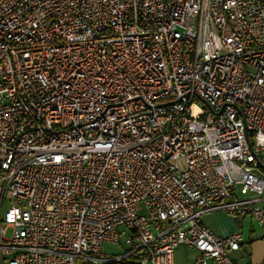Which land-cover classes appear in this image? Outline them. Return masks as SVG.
<instances>
[{"label": "built area", "instance_id": "1", "mask_svg": "<svg viewBox=\"0 0 264 264\" xmlns=\"http://www.w3.org/2000/svg\"><path fill=\"white\" fill-rule=\"evenodd\" d=\"M263 166L264 0H0V264H242Z\"/></svg>", "mask_w": 264, "mask_h": 264}, {"label": "crops", "instance_id": "2", "mask_svg": "<svg viewBox=\"0 0 264 264\" xmlns=\"http://www.w3.org/2000/svg\"><path fill=\"white\" fill-rule=\"evenodd\" d=\"M204 223L221 236L242 232L245 240L232 257L242 264H264V228L257 227L251 218L238 221L225 212H213L204 217ZM198 256L196 249L181 244L175 251V264H196Z\"/></svg>", "mask_w": 264, "mask_h": 264}, {"label": "rangeland", "instance_id": "3", "mask_svg": "<svg viewBox=\"0 0 264 264\" xmlns=\"http://www.w3.org/2000/svg\"><path fill=\"white\" fill-rule=\"evenodd\" d=\"M199 103L201 105H203V102L199 101ZM9 234H10V232H9ZM119 249H120V246L110 245V244L105 245V250L110 252V253H117L119 251Z\"/></svg>", "mask_w": 264, "mask_h": 264}, {"label": "water", "instance_id": "4", "mask_svg": "<svg viewBox=\"0 0 264 264\" xmlns=\"http://www.w3.org/2000/svg\"><path fill=\"white\" fill-rule=\"evenodd\" d=\"M263 168H264V166H263Z\"/></svg>", "mask_w": 264, "mask_h": 264}]
</instances>
